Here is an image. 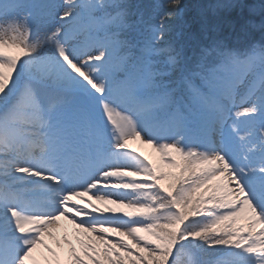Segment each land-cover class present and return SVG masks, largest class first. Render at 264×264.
Returning <instances> with one entry per match:
<instances>
[{"label": "snow or ice", "instance_id": "obj_1", "mask_svg": "<svg viewBox=\"0 0 264 264\" xmlns=\"http://www.w3.org/2000/svg\"><path fill=\"white\" fill-rule=\"evenodd\" d=\"M0 264H264V0H0Z\"/></svg>", "mask_w": 264, "mask_h": 264}]
</instances>
